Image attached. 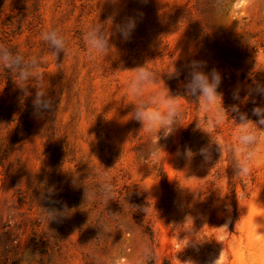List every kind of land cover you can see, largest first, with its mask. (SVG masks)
Masks as SVG:
<instances>
[{
    "label": "rangeland",
    "instance_id": "374dc122",
    "mask_svg": "<svg viewBox=\"0 0 264 264\" xmlns=\"http://www.w3.org/2000/svg\"><path fill=\"white\" fill-rule=\"evenodd\" d=\"M110 17L116 56L89 61L83 30ZM129 17L137 22L125 41L114 26ZM48 28L67 37L56 60L41 39ZM0 45L41 60V77L24 88L0 67V264H94L93 252L114 249L132 260L144 244L155 264H264V132L250 173L236 175L239 118L227 113L238 105L255 122L252 109L264 107V0H0ZM193 60L222 77L213 111L224 113L215 128L224 146L213 144L209 160L196 123L207 127L212 113L184 95ZM142 65L161 74L152 88L180 95L183 126L167 137L128 119L124 93ZM41 85L53 108L38 113ZM97 170L111 178L109 202L85 199ZM44 208L72 211L48 224ZM192 229L206 241L187 246Z\"/></svg>",
    "mask_w": 264,
    "mask_h": 264
},
{
    "label": "clouds",
    "instance_id": "9594fccd",
    "mask_svg": "<svg viewBox=\"0 0 264 264\" xmlns=\"http://www.w3.org/2000/svg\"><path fill=\"white\" fill-rule=\"evenodd\" d=\"M112 3H117L118 0H111ZM111 24L106 26L105 22H93L89 23L83 30V38L87 45V57L89 61H96L98 58H104L116 56L112 51L113 44L110 43L109 37L112 34L110 29L113 27V18L110 17ZM108 19V20H109ZM136 19L129 17L124 22L116 24L114 26L115 33H118L121 39L127 40L131 36V33L136 27ZM41 39L45 42L53 58L57 59V54L60 51L64 52V56L69 52L67 37L62 34L56 28H48L41 33ZM115 47V46H114ZM41 60L36 55H26L23 52H13L7 46L0 45V67H4L9 72L13 73L20 81L18 84L21 88L29 85V81L37 80L41 77V73L37 71ZM171 77L173 74L178 75L177 70L174 69L171 72H167ZM161 79V74H158L151 69L146 68L144 65L135 68V72L130 76L127 82V88L124 93L129 97V102L134 105L133 110L128 113V119H135L140 121L142 127L149 135H156L161 129H163V135L167 137L178 126H183L181 121L184 116L183 108L176 99V97L170 94L169 89L164 86L160 89L152 88V85ZM221 74L216 69L211 72L203 71L202 62L193 60L189 64L188 79L184 85V95L189 98H195L199 102L200 107L205 112H211L212 115L208 120L207 127H201L200 122L197 120L196 128L208 134L210 137L209 143L199 149V153L204 156L205 160L211 159V147L216 145L221 152L223 145L222 139L216 135L215 128H217L224 119V113L219 109H214L217 98L222 103V94L217 91L221 84ZM44 88V85H41ZM46 89L37 92L34 99V107L38 113L44 110H52V100L46 94ZM256 90L264 95V85L257 84ZM234 99L239 98V91H235ZM247 96L244 98L247 100ZM127 103V104H128ZM224 108V107H223ZM225 109V108H224ZM226 110V109H225ZM54 112V110L52 111ZM237 113V118L233 116V119L240 125L236 140L237 148L236 155L234 157L233 169L235 174L239 176L248 175L251 171L252 164L255 160L258 146L261 143V132H264V107H254L252 112L258 117V120L253 122L248 118L246 113L239 111L238 105L231 106L227 110V113ZM259 125V126H258ZM159 139V137H158ZM154 151V147L152 149ZM196 153L190 148H185L184 155L186 158L191 159ZM94 175L97 177L95 183L92 186L86 187L84 185L85 199L95 202L97 200L101 202H109L114 199V188L111 182V178L105 171L97 170ZM49 193L53 190L50 188ZM45 209V208H44ZM48 213L46 220L49 221L57 216H68L72 210L64 209L63 211L47 210ZM144 211V208H143ZM227 227V224L222 225ZM118 229L125 232L128 230L127 224L124 220L118 221ZM107 231V229H105ZM186 235L190 237L187 246L192 244H202L206 240H200L194 229L186 231ZM92 259L94 264H155L156 254L150 244H144L138 250L136 256L132 260L126 259V254L123 249H114L111 252L110 257L92 253ZM217 259L213 262L216 264Z\"/></svg>",
    "mask_w": 264,
    "mask_h": 264
}]
</instances>
